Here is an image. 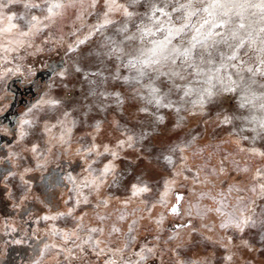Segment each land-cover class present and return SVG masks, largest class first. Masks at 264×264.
Listing matches in <instances>:
<instances>
[{"label":"snow or ice","instance_id":"obj_1","mask_svg":"<svg viewBox=\"0 0 264 264\" xmlns=\"http://www.w3.org/2000/svg\"><path fill=\"white\" fill-rule=\"evenodd\" d=\"M0 135L21 202L84 161L33 264H264V0H0Z\"/></svg>","mask_w":264,"mask_h":264},{"label":"rangeland","instance_id":"obj_2","mask_svg":"<svg viewBox=\"0 0 264 264\" xmlns=\"http://www.w3.org/2000/svg\"><path fill=\"white\" fill-rule=\"evenodd\" d=\"M52 59L57 60L58 57L53 56ZM41 86L44 81L42 80ZM18 90V89H17ZM25 101H32L34 96L19 97ZM7 103L14 104L12 111L19 113L25 107L24 103H19L16 100L9 99ZM3 123L8 124L13 131L15 129L12 124L5 120ZM195 127V125H193ZM78 134H84L83 130H78ZM107 139H111L108 137ZM11 150H16L15 140L12 136L0 135V174L6 171H17L14 167L16 160H9ZM132 156L133 153H126ZM106 162V161H105ZM27 164L34 166L35 161L29 158ZM120 167L125 166L124 161H118ZM59 165V167H57ZM84 161L75 155H63L57 159L51 160L49 164V172L46 174V180L41 181V172L36 171L31 173L32 193L28 200L21 202V193L17 188L18 181L9 179L6 182H0V264H33L37 258V253L43 248L45 243H51L52 238L48 235L53 225L63 226V221H44L40 217L50 214L49 208H45L40 203L41 200L51 199L50 208L52 212L63 208V199L69 194L66 188H51L47 187V178L54 179L58 174L63 175L67 172H72L73 175H79L83 172ZM164 171L161 169L152 175L149 181L154 186L158 187V182L162 183ZM7 185V187H6ZM186 195V192L184 193ZM159 209H155V215ZM178 221L170 218L166 221L167 226ZM150 238V237H149ZM21 241V243H16ZM211 247L198 246L191 250V259H197L211 252ZM220 255V250H217V256ZM42 264H55L51 256L45 255ZM216 264H220L217 259Z\"/></svg>","mask_w":264,"mask_h":264}]
</instances>
